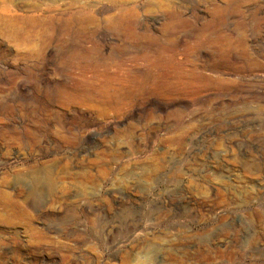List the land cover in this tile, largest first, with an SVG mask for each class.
<instances>
[{
	"label": "rangeland",
	"instance_id": "374dc122",
	"mask_svg": "<svg viewBox=\"0 0 264 264\" xmlns=\"http://www.w3.org/2000/svg\"><path fill=\"white\" fill-rule=\"evenodd\" d=\"M0 8V264H264V0Z\"/></svg>",
	"mask_w": 264,
	"mask_h": 264
},
{
	"label": "bare ground",
	"instance_id": "6f19581e",
	"mask_svg": "<svg viewBox=\"0 0 264 264\" xmlns=\"http://www.w3.org/2000/svg\"><path fill=\"white\" fill-rule=\"evenodd\" d=\"M19 3V2H18ZM25 4V3H24ZM21 7V6H20ZM18 8V7H17ZM35 8V7H34ZM33 9V8H32ZM31 11V10H30ZM34 12H35V10H34ZM25 16V15H24ZM46 19V18H45ZM66 19V18H65ZM35 20H36V18H35ZM34 20V18L33 19H26V18H21V17H12V16H8V10H6L5 8H0V37H4V38H8V40L9 39H18L17 37L18 36H20L21 38H22V36H21V33H22V29H23V24L24 23H34V25L33 26H35V25H37L38 24V22H39V20L38 21H35ZM42 20V19H41ZM55 20H56V18H55ZM54 20V21H55ZM59 21V20H58ZM64 21V20H63ZM96 21V20H95ZM52 22V21H51ZM69 22H70V20H69ZM92 22V21H91ZM48 22H46V24H47ZM40 24V23H39ZM52 24V23H51ZM69 24V23H68ZM101 24V23H100ZM25 25V24H24ZM30 26H31V24H29ZM44 25H45V23H44ZM50 25V24H49ZM41 26V25H40ZM56 26V25H55ZM29 27V26H28ZM50 28V27H49ZM86 28V27H85ZM53 29V28H52ZM28 30V29H27ZM42 30H43V28H42ZM52 32V31H51ZM24 33H26V32H24ZM36 33V32H35ZM33 34V33H32ZM23 35V34H22ZM43 35V34H42ZM24 36V35H23ZM27 36H28V34H27ZM36 36H37V34L36 35H32L31 37L30 36H28L27 37V39H26V41L28 42V43H32L34 40H36L35 38H36ZM61 36V35H60ZM57 38V37H56ZM24 39V38H23ZM22 39V40H23ZM41 40H42V38H41ZM16 41V40H15ZM42 42V41H41ZM22 45V44H21ZM25 45V44H24ZM46 46V45H45ZM19 47V46H18ZM36 47V46H35ZM26 48H28V47H26ZM37 48V47H36ZM31 50V49H30ZM27 57H28V55H27ZM24 58V57H23ZM31 178V180H32V187H31V192H30V194L31 193H34V192H39V191H41L42 189H48V190H53L54 189V180L53 179H51V178H47V176H43L42 177V172H37V174H33V176L32 177H30ZM25 181H26V179H24ZM28 180H30V179H28ZM28 185V184H27ZM29 186V185H28ZM27 195V194H26ZM36 196V195H35ZM34 196V197H35ZM26 197V196H25ZM27 198V197H26ZM7 204V203H6ZM6 206V205H5ZM8 206V205H7ZM11 207V209H12V205L10 206ZM9 206L7 207V210H8V208H10ZM5 208V207H4ZM14 209L16 208V207H13ZM6 209V208H5ZM17 210V209H16ZM13 211H15V210H13ZM20 211V210H19ZM11 212H12V210H11ZM17 213V212H16ZM25 214V213H24ZM14 215V214H13ZM17 216H19L18 215V213L16 214ZM20 215H21V213H20ZM23 215V214H22ZM12 216V215H11ZM17 216H15V217H17ZM0 218H1V216H0ZM3 218V217H2ZM6 217H4V219H5ZM28 218H30L29 216L26 218V220H27V223H28ZM0 220L1 222H3V221H5V220ZM11 220V219H10ZM17 220V219H16ZM10 222V221H9ZM8 221H7V223H9ZM11 222H13V221H11ZM6 223V224H7ZM3 224H5L4 222H3ZM5 224V225H6ZM11 225V224H10Z\"/></svg>",
	"mask_w": 264,
	"mask_h": 264
}]
</instances>
